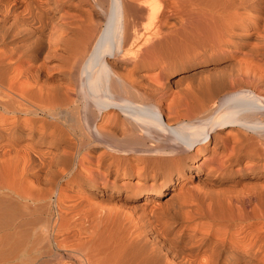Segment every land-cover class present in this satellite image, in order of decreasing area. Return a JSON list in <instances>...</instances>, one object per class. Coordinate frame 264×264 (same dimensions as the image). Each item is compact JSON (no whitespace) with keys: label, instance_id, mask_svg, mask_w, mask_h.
<instances>
[{"label":"bare ground","instance_id":"bare-ground-1","mask_svg":"<svg viewBox=\"0 0 264 264\" xmlns=\"http://www.w3.org/2000/svg\"><path fill=\"white\" fill-rule=\"evenodd\" d=\"M0 264H264V0H0Z\"/></svg>","mask_w":264,"mask_h":264},{"label":"rangeland","instance_id":"rangeland-1","mask_svg":"<svg viewBox=\"0 0 264 264\" xmlns=\"http://www.w3.org/2000/svg\"><path fill=\"white\" fill-rule=\"evenodd\" d=\"M65 193H66V194H65ZM65 193H63V195L61 196V199H62V201L64 202V203H63V207H64V208H61V209H60L61 211H60V213H59V211L56 210V206H55L56 203L53 202L54 204L52 205V208H51L52 210H51V215H50V216H51V218H52V222H53L54 230H55V231L53 230L54 234H52V237H54V238L56 239V241H58L57 243H65V244H66L67 242H68V243H70V242H71V243H72V242H75V240L72 241V239H76V237L78 238L79 230H77L78 228L76 229V227H74V229H75L76 231H75L74 229H73V230H68V229H72V228H73V225H72V224H70L71 226L69 225V227L66 226V227H67V228H66L67 230H66V229H65L64 231L61 230L62 232H61V231L59 232V230H58V228H57V226L59 225V218H60V217H58V215L61 214V212H64V213L68 214L70 211L67 209V207H69V206H71V205L73 204L72 202H74V199H75V201H76V199H77V198H75V197H77V195H76L74 192H71V193H70V192H65ZM71 194H72V195H71ZM73 194H75V195H73ZM64 195H65V197H64ZM74 196H75V197H74ZM63 197H64V198H63ZM71 197H72V198H71ZM63 199H64V200H63ZM67 199H68V200H67ZM70 199H71L72 201H70ZM53 200L55 201V199H53ZM69 201H70V204H69ZM66 202H67V203H66ZM65 206H67V207L65 208ZM80 207H81V206H80ZM53 208H54V209H53ZM79 209H80V208H79ZM79 209H78V210H79ZM55 210H56V211H55ZM58 210H59V209H58ZM57 213H58V214H57ZM64 213H62V214H64ZM53 214H55V215H53ZM71 214H72V215H71ZM71 214H68V217H71V216H72L73 218H76L74 213H71ZM73 214H74V215H73ZM70 215H71V216H70ZM52 216H53V217H52ZM54 217H55V218H54ZM53 219H54V220H53ZM55 219H56V220H55ZM57 231H58V232H57ZM68 231H69L70 233H69ZM65 232H67V233L64 235L63 233H65ZM73 232H75L76 237H75L74 235H72V234H74ZM77 232H78V233H77ZM57 233H58V234H57ZM54 235H55V236H54ZM56 235H57V236H56ZM58 236H59V237H58ZM65 236H66V237H65ZM69 236H70V237H69ZM60 237H61V238H60ZM68 237H69V238H68ZM73 237H74V238H73ZM67 238H68V240H67ZM71 238H72V239H71ZM62 239H63V240H62ZM69 239H70L71 241H70ZM60 240H61L62 242H61ZM76 240H77V239H76ZM65 241H66V242H65ZM53 242H54V241H53ZM68 243H67V244H68ZM59 249H60V250H59ZM59 249H58L57 251H61L63 248H60V247H59Z\"/></svg>","mask_w":264,"mask_h":264}]
</instances>
